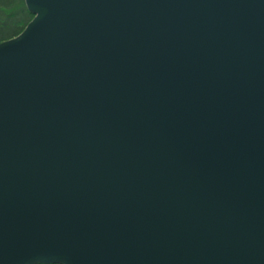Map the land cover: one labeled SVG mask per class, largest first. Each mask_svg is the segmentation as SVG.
Returning a JSON list of instances; mask_svg holds the SVG:
<instances>
[{
    "label": "water",
    "instance_id": "95a60500",
    "mask_svg": "<svg viewBox=\"0 0 264 264\" xmlns=\"http://www.w3.org/2000/svg\"><path fill=\"white\" fill-rule=\"evenodd\" d=\"M24 1L0 264H264V0Z\"/></svg>",
    "mask_w": 264,
    "mask_h": 264
},
{
    "label": "trees",
    "instance_id": "16d2710c",
    "mask_svg": "<svg viewBox=\"0 0 264 264\" xmlns=\"http://www.w3.org/2000/svg\"><path fill=\"white\" fill-rule=\"evenodd\" d=\"M32 18L24 0H0V43L16 37Z\"/></svg>",
    "mask_w": 264,
    "mask_h": 264
}]
</instances>
